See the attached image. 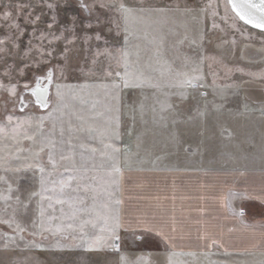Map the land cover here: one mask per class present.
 <instances>
[{
	"label": "rangeland",
	"instance_id": "obj_1",
	"mask_svg": "<svg viewBox=\"0 0 264 264\" xmlns=\"http://www.w3.org/2000/svg\"><path fill=\"white\" fill-rule=\"evenodd\" d=\"M28 2L45 13L42 21L57 16V35L72 17L76 26L64 32L72 41L66 60L59 57L65 38L53 44L52 63L63 71L47 107L29 92L32 72L19 77L23 106L0 91V264H121V257L126 264H259L172 247L142 226L121 228L119 249L92 242L107 236L104 218L119 214L123 169L179 159L264 168V31L243 23L227 0H123L153 9L127 22L100 7L121 0H86L95 4L91 14L78 0H57L51 11L40 0H0V8ZM6 31L0 21V38ZM3 71L0 64L7 84Z\"/></svg>",
	"mask_w": 264,
	"mask_h": 264
},
{
	"label": "crops",
	"instance_id": "obj_2",
	"mask_svg": "<svg viewBox=\"0 0 264 264\" xmlns=\"http://www.w3.org/2000/svg\"><path fill=\"white\" fill-rule=\"evenodd\" d=\"M160 167L123 169L121 180L116 177L121 185L117 212L124 226L147 223L163 231L172 247H191L199 254L216 249L225 257L264 260V200L256 198L264 192V168L188 159ZM229 190H247L252 197L232 202L236 213L244 209L243 216L225 206Z\"/></svg>",
	"mask_w": 264,
	"mask_h": 264
},
{
	"label": "snow or ice",
	"instance_id": "obj_3",
	"mask_svg": "<svg viewBox=\"0 0 264 264\" xmlns=\"http://www.w3.org/2000/svg\"><path fill=\"white\" fill-rule=\"evenodd\" d=\"M80 9L84 12L91 14L92 9L95 7V4H90L86 0H78ZM228 4H231L232 9L235 11L236 15L240 20L245 21L248 24L254 25L258 29H264V0H259L258 3L253 2V0H244L243 3H237L236 0H227ZM40 4L47 7L48 10H54L60 5L57 0L53 2L46 3L45 0H40ZM15 7V13L12 11ZM36 4L31 2L28 3H17L15 6L12 4H5L3 8H0V21L3 22L4 27L6 28V33L3 38H0V64L4 65V71L2 75L8 78V83H4L3 80H0V91L7 92L11 96L16 97L18 102L23 106L24 97L18 93L17 89L20 86L19 77H23L26 72H32L35 78L36 87L32 88L31 91L36 97V103L41 107H47V100L45 94L47 93V87H41V81L46 80L48 83H51L55 78V73L57 70L63 71V67L59 64H53V60L57 59V50L53 47L55 41L60 40L64 37V32L74 29L76 26V17H72V24L61 26L59 29V35L54 31V26L59 25V20L57 16L53 14L50 19L42 21V16L45 15L44 12L36 13L35 8ZM101 8L111 7L114 8L117 13H119L124 20L127 22L130 18H135L138 16H143L153 9L137 6H128L126 3L121 0L120 3H112L106 5L104 3L100 4ZM256 10L259 15H256ZM157 12H164L166 9H154ZM215 15V13H214ZM21 20L23 23H21ZM45 25L44 29H41L40 24ZM97 23L99 24V17H97ZM29 27H31V32H28ZM86 28H92V24L88 23L85 25ZM127 28L125 32L127 33ZM28 35V40L26 44L23 41V37ZM66 40L65 49L63 52L59 53V57L67 59L68 47L67 45L72 43L71 40ZM127 35H125V40L127 41ZM96 39H100L99 33L96 35ZM11 56L13 62L11 64L7 63L6 57ZM125 58L127 53H124ZM36 72L42 73L40 76H35ZM15 73V76L13 75ZM119 75V74H117ZM198 77H193L188 81L189 84L196 86L194 81ZM15 80V83L12 81ZM139 83H144L146 81L138 78ZM130 85V81L127 77V73L123 80V87L127 88ZM23 87L27 90L29 85L25 83ZM62 86L57 85V95H60L59 89ZM115 88H119L120 85H114ZM118 99V97H117ZM8 121H11L13 117L9 115L7 117ZM4 130L0 128V133ZM51 158V157H50ZM43 171V169H41ZM248 199L252 198L247 190L244 192H238L229 190L226 196L223 197L225 206L231 209L234 214L240 216L244 215V209L241 208L238 213L235 209L232 208V202L235 199ZM259 199L264 200V192L261 193ZM119 203V201H117ZM3 223H9V221H2ZM105 227L102 231L107 232V236L97 237L95 241L92 242L93 245H103L107 244L108 246L119 249V241L121 239L119 230L124 227L121 223L119 216L112 215L104 218ZM143 228L145 231L152 232L156 231L157 235L163 237L166 241L167 236L163 231L155 229L153 226L144 223ZM142 239V237H138ZM260 246L264 247V240L260 242ZM121 264H126L125 258L121 257ZM259 264H264V260H261Z\"/></svg>",
	"mask_w": 264,
	"mask_h": 264
},
{
	"label": "water",
	"instance_id": "obj_4",
	"mask_svg": "<svg viewBox=\"0 0 264 264\" xmlns=\"http://www.w3.org/2000/svg\"><path fill=\"white\" fill-rule=\"evenodd\" d=\"M236 2L237 3H243L244 2V0H236ZM253 2H255V3H258L259 2V0H253ZM230 6H231V4H230ZM231 8H232V6H231ZM234 11V10H233ZM253 12H256V10H252ZM235 12V11H234ZM256 15H259V13L258 12H256ZM243 23H245L246 25H248L249 27H251V28H254V29H257V30H260V31H264V29H258V28H256V27H254V25H252V24H248V23H246L245 21H243V20H241ZM50 84L51 83H48V81H46V84L44 85V86H42L41 85V87H47V89H48V91H47V93L45 94V98H46V100H47V106L49 105V102H48V98H49V95H50V93H49V88H50ZM36 87V85L33 87V88H35ZM29 92L31 93V94H33L32 93V91H31V89L29 90ZM35 96V95H34ZM36 98V97H35Z\"/></svg>",
	"mask_w": 264,
	"mask_h": 264
}]
</instances>
